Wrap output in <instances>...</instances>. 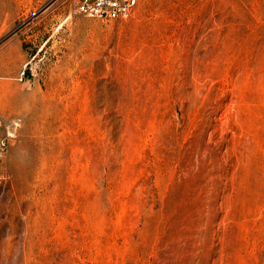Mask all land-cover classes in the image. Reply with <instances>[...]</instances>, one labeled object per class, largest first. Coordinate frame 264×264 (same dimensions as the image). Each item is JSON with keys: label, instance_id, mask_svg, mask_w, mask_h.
<instances>
[{"label": "rangeland", "instance_id": "374dc122", "mask_svg": "<svg viewBox=\"0 0 264 264\" xmlns=\"http://www.w3.org/2000/svg\"><path fill=\"white\" fill-rule=\"evenodd\" d=\"M0 120V264H264V0H0Z\"/></svg>", "mask_w": 264, "mask_h": 264}, {"label": "built area", "instance_id": "2783aa9c", "mask_svg": "<svg viewBox=\"0 0 264 264\" xmlns=\"http://www.w3.org/2000/svg\"><path fill=\"white\" fill-rule=\"evenodd\" d=\"M138 7V0H75V11L82 17L103 22H125L130 20ZM3 122L0 120V128ZM19 124L15 123V129ZM0 138V157L6 152L12 137Z\"/></svg>", "mask_w": 264, "mask_h": 264}]
</instances>
